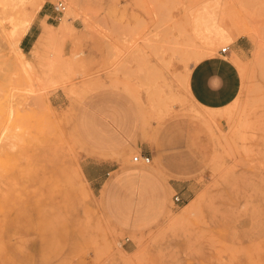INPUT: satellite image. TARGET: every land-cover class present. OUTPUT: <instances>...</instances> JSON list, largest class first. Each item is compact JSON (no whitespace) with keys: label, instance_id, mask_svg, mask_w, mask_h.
Masks as SVG:
<instances>
[{"label":"rangeland","instance_id":"obj_1","mask_svg":"<svg viewBox=\"0 0 264 264\" xmlns=\"http://www.w3.org/2000/svg\"><path fill=\"white\" fill-rule=\"evenodd\" d=\"M239 37L237 99L199 109L191 67ZM100 89L131 96L167 138L139 166L182 199L162 196L153 224L109 213L106 199L134 213L131 180L105 198L82 174L76 106ZM0 264H264V0H0Z\"/></svg>","mask_w":264,"mask_h":264},{"label":"crops","instance_id":"obj_2","mask_svg":"<svg viewBox=\"0 0 264 264\" xmlns=\"http://www.w3.org/2000/svg\"><path fill=\"white\" fill-rule=\"evenodd\" d=\"M42 10L38 12L37 24H31L23 37L24 46L32 44L34 29H38L43 21L47 23L44 18L48 15L42 14ZM248 43L247 38L239 37L229 44L225 54L217 52L191 67L187 91L195 106L201 110H221L237 99L241 77L231 54L233 51L244 53ZM213 82L210 88L209 84ZM74 125L77 139L90 154L85 157L82 174L91 185L99 184L105 198L106 194L115 192L123 200L129 194L130 180L144 190L142 196L137 190L133 191L128 208L135 211L132 214L128 211L126 219L114 212L106 199L115 222L126 229L157 222L163 215L157 211L160 198L168 199L171 190L178 196L180 189L158 174L154 166L141 167L131 161L133 156L143 155L149 156L152 163L166 153L167 138L165 135L157 137V126L150 120V115L147 114L146 119L140 104L124 92L100 89L84 96L77 104Z\"/></svg>","mask_w":264,"mask_h":264},{"label":"built area","instance_id":"obj_3","mask_svg":"<svg viewBox=\"0 0 264 264\" xmlns=\"http://www.w3.org/2000/svg\"><path fill=\"white\" fill-rule=\"evenodd\" d=\"M55 11H57L58 13L63 14L66 10V6L63 2H58L55 6H54ZM228 50V47H224L222 49H220V53L221 54H225ZM134 164H142V165H149L151 162V159L149 156H143V155H136L132 157L131 160ZM173 202L176 204L181 203V199L179 198V196H174L173 197Z\"/></svg>","mask_w":264,"mask_h":264},{"label":"snow or ice","instance_id":"obj_4","mask_svg":"<svg viewBox=\"0 0 264 264\" xmlns=\"http://www.w3.org/2000/svg\"><path fill=\"white\" fill-rule=\"evenodd\" d=\"M214 83H215V82H213V83L209 84V87L211 88V87L214 85Z\"/></svg>","mask_w":264,"mask_h":264},{"label":"bare ground","instance_id":"obj_5","mask_svg":"<svg viewBox=\"0 0 264 264\" xmlns=\"http://www.w3.org/2000/svg\"><path fill=\"white\" fill-rule=\"evenodd\" d=\"M243 32H246V31H243ZM179 221V220H178ZM178 224V223H177Z\"/></svg>","mask_w":264,"mask_h":264}]
</instances>
